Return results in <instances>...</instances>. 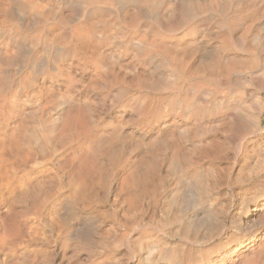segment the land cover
Here are the masks:
<instances>
[{
  "label": "bare ground",
  "instance_id": "bare-ground-1",
  "mask_svg": "<svg viewBox=\"0 0 264 264\" xmlns=\"http://www.w3.org/2000/svg\"><path fill=\"white\" fill-rule=\"evenodd\" d=\"M264 0H0V264H264Z\"/></svg>",
  "mask_w": 264,
  "mask_h": 264
},
{
  "label": "rangeland",
  "instance_id": "rangeland-1",
  "mask_svg": "<svg viewBox=\"0 0 264 264\" xmlns=\"http://www.w3.org/2000/svg\"><path fill=\"white\" fill-rule=\"evenodd\" d=\"M263 96H264V94H263Z\"/></svg>",
  "mask_w": 264,
  "mask_h": 264
}]
</instances>
